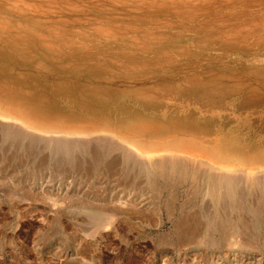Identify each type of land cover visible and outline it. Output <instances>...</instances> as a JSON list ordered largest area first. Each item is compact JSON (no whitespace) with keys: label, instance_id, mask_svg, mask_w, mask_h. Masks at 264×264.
Wrapping results in <instances>:
<instances>
[{"label":"rangeland","instance_id":"374dc122","mask_svg":"<svg viewBox=\"0 0 264 264\" xmlns=\"http://www.w3.org/2000/svg\"><path fill=\"white\" fill-rule=\"evenodd\" d=\"M32 1L0 0L37 122L0 116V264H264V31Z\"/></svg>","mask_w":264,"mask_h":264},{"label":"bare ground","instance_id":"6f19581e","mask_svg":"<svg viewBox=\"0 0 264 264\" xmlns=\"http://www.w3.org/2000/svg\"><path fill=\"white\" fill-rule=\"evenodd\" d=\"M66 1H73V0H66ZM75 1L80 2L82 5L86 3V6L87 3L93 4L94 6L91 5L92 7L88 5L92 9L93 7H95V9L101 8L100 14H103L101 15L103 18H111L112 13L113 12L115 13V10L116 12L117 10H121V11L125 10L122 12H126V13L130 11L131 13L133 12V14L134 13L139 14L137 15L138 18L143 17V19L154 18V17L157 18L164 16V17H175V18L177 17L176 19L186 18V20H197L200 19V16L204 15L206 16V20L217 17L218 19L224 20L226 22H233L235 25L238 24L236 25V28L231 29V31L233 30L238 33L241 32L252 33V32H259L262 30L264 31V0H75ZM49 2H51L52 9H58V8L60 9V7H58L60 6L58 0H49ZM27 4L28 5L26 4L25 5L29 8H34L35 6H38L32 3H27ZM55 4L58 6H56ZM36 9L39 10V8L37 7ZM52 9L51 12H53ZM95 11L98 12L97 10ZM122 12L120 14H122ZM118 17H120V15H118ZM123 17L126 16L123 15ZM106 22H108V20ZM0 102L6 103L5 106L3 107L0 106V116L4 118H9L10 116H7L6 114L18 112L24 117L23 123L25 126L28 127L37 123L35 119L32 118L30 113L20 108V106H18L17 103L13 102V100L8 99V97L5 96V94L2 92L1 89H0Z\"/></svg>","mask_w":264,"mask_h":264}]
</instances>
